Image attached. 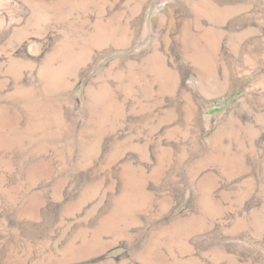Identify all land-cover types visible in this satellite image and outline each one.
Listing matches in <instances>:
<instances>
[{
  "label": "rangeland",
  "instance_id": "rangeland-1",
  "mask_svg": "<svg viewBox=\"0 0 264 264\" xmlns=\"http://www.w3.org/2000/svg\"><path fill=\"white\" fill-rule=\"evenodd\" d=\"M0 264H264V0H0Z\"/></svg>",
  "mask_w": 264,
  "mask_h": 264
}]
</instances>
